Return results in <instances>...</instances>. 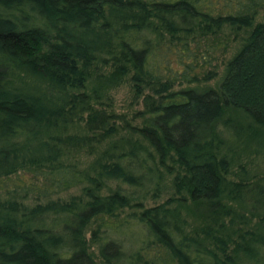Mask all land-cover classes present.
Here are the masks:
<instances>
[{
  "label": "trees",
  "instance_id": "trees-1",
  "mask_svg": "<svg viewBox=\"0 0 264 264\" xmlns=\"http://www.w3.org/2000/svg\"><path fill=\"white\" fill-rule=\"evenodd\" d=\"M219 1L0 0V191L13 177L12 191L38 198L0 197V264H96L95 244L103 264H121L113 236L133 240L132 221L145 234L130 264L264 262V235L219 234L231 211L221 199L240 201L250 185L228 179L218 133L228 107L264 129V23L254 24L264 0ZM224 27L233 37L220 38ZM244 31L218 90H173L214 80V51ZM123 84L141 101L140 125L106 110ZM77 152L94 159L80 168ZM163 172L179 196L145 206ZM76 186L68 200L48 198ZM186 200L209 210L192 233L169 207ZM127 207L139 212L119 217Z\"/></svg>",
  "mask_w": 264,
  "mask_h": 264
},
{
  "label": "rangeland",
  "instance_id": "rangeland-1",
  "mask_svg": "<svg viewBox=\"0 0 264 264\" xmlns=\"http://www.w3.org/2000/svg\"><path fill=\"white\" fill-rule=\"evenodd\" d=\"M213 4L220 3L219 0H212ZM264 23V8L259 11L254 24ZM222 34L220 35L221 39H227L225 37L231 38L230 30L226 27L222 29ZM246 33L241 32L239 36L232 40L224 52L223 49L214 51V65L218 66V76L209 82H201L198 84H182L176 85L173 90L178 91L181 89H195L199 92H203L208 89L218 90V87L221 83V80L224 75L225 65L227 61L232 58V56L237 52L241 46L242 39L245 37ZM212 40L206 38L198 42V45L192 44L191 47H200L205 44H210ZM177 48L176 52H170L168 54V59L171 65L176 66L177 62ZM224 52V53H223ZM130 87L128 84H123L118 88L112 89L109 91V101H106V110L112 111L118 115L121 120L129 121L132 125H140L142 123L141 119L136 118L138 111L142 110L141 101L140 104H135L133 100V94L131 93ZM226 122L233 123L232 126L224 128L223 125ZM71 127V126H69ZM218 133L220 134V146L222 151V156L227 159L229 163L227 177L230 181H246L248 182L249 191L243 193L244 196L242 200H232L229 196H225L220 201L221 206H225V209H230V213L222 215L219 221L227 229H223L219 232L220 236H224L231 228H240L241 230H254L255 232L264 235V194L260 202L255 201V196L258 194L260 189H263L264 193V129L258 127L244 112L228 107L225 110V113L222 117V122L219 124ZM253 139V140H252ZM73 153L71 157V162L81 163L80 168H85L88 164L94 159L93 156L83 155ZM70 163V162H69ZM24 179L27 180V176H24ZM3 189L4 187L8 188L7 191H0V197L2 199H13L18 201H23L26 204H33L37 202V197L30 196V194H23L20 191H12L17 183L13 177L2 180ZM172 175L163 172V179L160 182V191L158 196L153 197L151 193L147 194L146 199L143 200L145 206H153L165 203L170 196L177 198L179 195L175 194L174 188L172 187ZM114 186V184H113ZM126 188V187H125ZM2 189V188H1ZM18 193V194H16ZM79 186L71 188L69 190L61 191L56 194L50 195L49 199H60L68 200L73 195L80 194ZM27 195V196H25ZM48 198H40L38 202H44ZM221 206H218L220 209ZM172 209L177 211L179 217L183 220L182 226L183 231L186 233H192L195 228L202 224L203 214L201 212L205 211L203 206L193 204L191 201L186 200L183 202H174L169 205ZM139 209H134L133 207L124 208L121 210L119 217H131V214L138 213ZM209 210H206L207 214ZM234 214L240 216H233ZM234 219L233 222L231 221ZM141 224H134L132 221V226L128 228L126 234H132L134 241H140L141 237L144 236L145 230L142 229ZM141 235V236H139ZM89 237V235H88ZM130 236L118 237L114 235L113 239L122 244L121 249L124 252L122 256L121 264H130L129 256L133 251L138 250V243H135L133 240H130ZM212 248V245H209ZM94 252L96 253V264H103L101 262L102 257L99 256V245H94ZM126 252V253H125ZM144 256L143 252L141 253ZM150 256V255H147ZM258 258V257H257ZM257 258L253 260L245 259L242 255L239 257L238 264H264L262 260L258 261ZM261 259V256H260Z\"/></svg>",
  "mask_w": 264,
  "mask_h": 264
}]
</instances>
